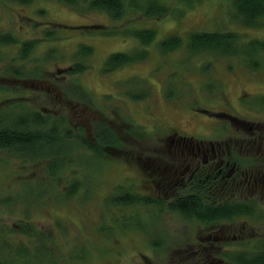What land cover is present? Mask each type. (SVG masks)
<instances>
[{"label": "rangeland", "instance_id": "374dc122", "mask_svg": "<svg viewBox=\"0 0 264 264\" xmlns=\"http://www.w3.org/2000/svg\"><path fill=\"white\" fill-rule=\"evenodd\" d=\"M165 1L170 10L164 17L146 18L128 9L122 20L110 22L103 11L78 13L56 0L26 5L0 0V31L13 33L19 41L42 38L25 61H15L21 66L19 75L8 70L19 43L1 47L0 109L19 100L29 109L64 118V127L73 133L68 141L90 138L100 123H107L119 139L106 159L76 149L72 163L56 181L47 175L43 161L0 149V238L8 243L2 252L9 264H229L219 254L249 249L264 239V191L260 202L249 199L245 190L213 193L211 203L202 181L196 183L204 206L256 202L252 215L214 224L215 236L223 228H230L231 236L207 243L216 254L206 256V262L200 250L206 243L201 237L211 229L205 226L208 222L153 205L108 204L118 185L133 193L163 195L167 202L193 192L180 185L175 173L174 164H182V159L171 138L224 139L232 134L231 128L244 136H264V60L251 70L241 58L209 52L191 55L186 48L192 31H238L246 38L263 39L264 27L240 25L233 18L232 0H199L189 7ZM92 24L120 30L150 28L155 38L144 47L148 53L144 60L103 73L111 53L142 46L130 36L88 33L84 26ZM45 30H54V37L45 38ZM172 34L181 37V47L161 52L158 42ZM80 43L92 47L88 68L68 76L65 69L76 61ZM134 126L145 134L128 132ZM75 179L81 182L77 192L65 198V186ZM41 189L47 191L37 196ZM24 223L43 233L44 239L40 241L37 232L31 238L22 234L19 225ZM39 246L43 252L35 255ZM21 247L27 248L26 256H14Z\"/></svg>", "mask_w": 264, "mask_h": 264}, {"label": "trees", "instance_id": "16d2710c", "mask_svg": "<svg viewBox=\"0 0 264 264\" xmlns=\"http://www.w3.org/2000/svg\"><path fill=\"white\" fill-rule=\"evenodd\" d=\"M9 1L26 5L34 0ZM56 1L67 4L78 13H83L85 10L103 11L110 22L122 20L130 12L128 9L140 12L144 17L151 19L164 17L170 10V6L165 0ZM175 1L189 7L199 0ZM232 11L233 18L240 25L252 28L264 27V0H232ZM39 13H45V11L39 10ZM52 26L58 27L59 25L53 23ZM84 27L88 33H97L104 36H130L136 38L142 46L133 51H117L111 53L103 63L101 68L103 73H110L131 62L144 60L148 54L144 47L153 42L155 38V31L150 28L120 30L114 25L104 26L101 24H92ZM53 32L54 30H45L43 31V36L48 39L53 38ZM41 40L42 38H35L19 41L13 33L0 31V61L2 59V46L19 43L17 54L12 58L8 66L10 72L19 75L21 66H16L14 64L15 61H25ZM182 43L181 37L172 34L161 39L158 42V48L161 52L168 53L180 48ZM186 48L191 55L209 52L220 57L241 58L251 70L258 69L264 60V38H246L243 33L238 31H192L187 34ZM74 53L76 61L65 69V73L68 76L81 73L88 68L86 61L92 53V47L80 43L77 45ZM49 57L51 56L46 57V59ZM170 93L169 88H167L166 96H169ZM146 95L143 94L142 97ZM131 97L138 98L136 95H132ZM13 99L17 100L18 98L14 97ZM2 108L0 109V149L10 151L30 161H43L47 175L53 181L62 178L59 173L72 163L73 159L71 156L76 149L83 148L97 159H106L110 155L108 150L116 148L119 144L118 137L113 133L112 128L107 123L97 124L90 138H83L80 141H68V137L73 133L70 127H64V118L53 117L48 112L29 109L19 100L3 105ZM128 132L145 134L142 128L137 126H134V129L131 128ZM80 183L77 179L71 181V183L65 186L63 196L65 198L73 196L77 192ZM197 183L201 182L198 181ZM203 183L205 182L201 184ZM201 188L203 189L202 185ZM115 189V192L108 198V204L115 207L130 205L143 207L153 205L160 211L169 209L180 213L184 217L205 222L218 223L234 216L252 215L256 205V202L251 201L249 203L224 202L220 205L209 203L206 204L207 206H204L201 189L199 195L189 194L174 197L170 202H167L163 195L133 193L131 189L123 185H118ZM44 191L47 190L41 189L36 192V195L39 196ZM6 202L7 204L10 203L11 197H7ZM25 223L19 225L22 234L31 238L37 232L39 240L44 239L43 233L38 232L30 225L26 224V226ZM7 247L8 243L0 238V257H2L0 264H9L8 261L10 259L5 258L7 253L5 251L2 252V249ZM41 249H43L42 246L40 248L37 247L33 252H35V255H38L40 251L43 252ZM26 251L27 248L21 247L16 249L15 254H12L17 257H25ZM213 253H215L214 250H210L208 252H202L200 256L206 262L205 257ZM43 254L45 257V253ZM219 256L229 264H264V239L257 240L249 249L224 251Z\"/></svg>", "mask_w": 264, "mask_h": 264}, {"label": "flooded vegetation", "instance_id": "af4514ba", "mask_svg": "<svg viewBox=\"0 0 264 264\" xmlns=\"http://www.w3.org/2000/svg\"><path fill=\"white\" fill-rule=\"evenodd\" d=\"M230 132L232 134H228L224 139L171 138L170 144L175 146L178 156L182 159V164H174L175 173L180 176V185L194 188L195 191L190 194L199 195V186L196 187V183L205 182L206 184H202L206 192L204 196L211 203L215 200L209 197L213 193H220L219 196L222 193H243L245 190L249 199H258L260 202L264 191V136L260 133L256 136H244L232 128ZM258 160L260 164H257ZM235 217L239 216L232 219ZM207 224L205 226H210L211 229L206 233V237H201L206 243H202L200 253L214 250V246L207 243L225 241L231 236L230 228L218 230L219 236H215L217 232L214 233L212 227L217 223ZM233 229L232 226L231 230Z\"/></svg>", "mask_w": 264, "mask_h": 264}]
</instances>
